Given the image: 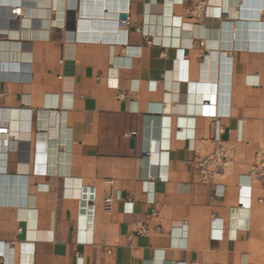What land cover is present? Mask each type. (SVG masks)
Segmentation results:
<instances>
[{
	"label": "crops",
	"instance_id": "0c3cea01",
	"mask_svg": "<svg viewBox=\"0 0 264 264\" xmlns=\"http://www.w3.org/2000/svg\"><path fill=\"white\" fill-rule=\"evenodd\" d=\"M1 127L0 264H264V0H0Z\"/></svg>",
	"mask_w": 264,
	"mask_h": 264
},
{
	"label": "built area",
	"instance_id": "2783aa9c",
	"mask_svg": "<svg viewBox=\"0 0 264 264\" xmlns=\"http://www.w3.org/2000/svg\"><path fill=\"white\" fill-rule=\"evenodd\" d=\"M201 10L204 7H200ZM12 13L17 17L24 15L22 6H14ZM118 27L125 30L130 24V18L118 20ZM202 114L208 115L207 117L213 123H216L215 135L213 138L214 149L207 155H196L193 159L199 182L201 185H208L214 182L219 176L232 169L235 163L236 144L233 142H226L223 140V130L218 126L217 119H219V113L209 110H202ZM0 133L7 134V129L0 130ZM249 175L259 181L264 187V159L256 162L252 165ZM216 196H221L215 192ZM153 203V201H151ZM259 203L264 204V199H259ZM113 205V199L111 197L104 200V206L107 210H110ZM137 233L144 235L147 233V228L142 222H137ZM111 254V251H108Z\"/></svg>",
	"mask_w": 264,
	"mask_h": 264
},
{
	"label": "bare ground",
	"instance_id": "6f19581e",
	"mask_svg": "<svg viewBox=\"0 0 264 264\" xmlns=\"http://www.w3.org/2000/svg\"><path fill=\"white\" fill-rule=\"evenodd\" d=\"M250 1H251V0H250ZM46 2H48V1H46ZM50 2H51V1H50ZM56 2H57V1H56ZM246 2H248V1H246ZM252 2H253V1H252ZM30 7H31V6H30ZM33 7H34V6H33ZM231 10H232V9H231ZM235 11H236V10H235ZM18 32H19V31H18ZM3 129H5V128H2V127L0 128V130H3ZM8 131H9V130L7 129V133H8ZM0 135H2V134H0Z\"/></svg>",
	"mask_w": 264,
	"mask_h": 264
}]
</instances>
